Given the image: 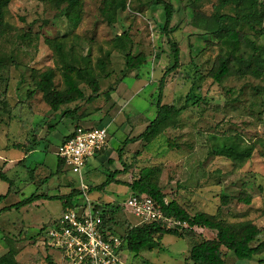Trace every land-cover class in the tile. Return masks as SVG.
Instances as JSON below:
<instances>
[{
    "label": "rangeland",
    "instance_id": "obj_1",
    "mask_svg": "<svg viewBox=\"0 0 264 264\" xmlns=\"http://www.w3.org/2000/svg\"><path fill=\"white\" fill-rule=\"evenodd\" d=\"M164 1L174 9L168 31L163 30V7L154 0H127V9L118 13L111 26L100 13L103 0H82L83 18L77 28L48 2L12 0L5 9L7 31L0 39V173L12 185L0 199V257L13 251L18 264H47L46 256L52 255L54 262L65 264L43 241V232L63 213L60 199L75 190L80 194L72 197V204L78 209L87 203L120 205L131 196L128 184L143 167L161 170L165 202L175 201L190 215L204 212L230 224L251 222L260 229L251 246L264 241V77L233 76L216 84L208 76L216 56L236 54L237 49L224 37L226 23L218 25L210 18L218 0ZM195 1L208 16L209 31L194 27ZM257 11L250 25L243 27L252 35L264 26V0ZM222 12L231 13V6ZM123 32L131 38L130 52L146 56L147 63L138 70H127L124 55L113 50L112 40ZM55 38H63L65 49L71 51L62 62L45 44V39ZM169 40L178 45L180 58L179 67L167 74L173 65ZM258 41L264 44V36ZM106 51H111L110 62L102 73L96 61ZM83 58L90 60L98 97L63 106L54 114L36 89L37 73L52 69L55 86L62 90V64L84 66L79 61ZM80 88L91 95L86 84ZM158 103L186 104L177 126L150 144L140 140L124 144L156 117ZM74 109L76 119L61 118V112ZM101 126L108 128L106 152L90 158L81 174L67 166L56 173L62 138L75 127ZM246 150L251 151L250 157L235 155ZM117 168L120 173L115 180L120 183L94 189ZM8 187L0 180V197ZM117 217L119 225L139 224L123 210H118ZM163 226L178 231L185 227L172 220ZM194 231L205 239L215 237L207 229ZM196 241L167 234L158 248L126 253L122 260L124 264H185ZM225 264H264V252L250 261L236 260L228 252Z\"/></svg>",
    "mask_w": 264,
    "mask_h": 264
},
{
    "label": "trees",
    "instance_id": "obj_2",
    "mask_svg": "<svg viewBox=\"0 0 264 264\" xmlns=\"http://www.w3.org/2000/svg\"><path fill=\"white\" fill-rule=\"evenodd\" d=\"M12 0H0V39L7 31L5 23V9ZM54 5L61 17H63L72 27L77 28L83 18V2L82 0H40ZM156 4L163 7L165 13L164 31H168L171 19L174 13L172 4L164 0H154ZM198 1V0H197ZM260 0H218V5L212 18L218 25L225 22L227 30L224 37L227 41L233 42L237 49L236 54L224 55L219 53L208 73L210 79L216 84H222L230 77L252 76L256 79L264 77V44L258 39L264 36V26L256 30L254 35L243 30L245 25H250L251 20L258 15L257 6ZM194 5V27L209 31L211 24L206 21V15H203L196 1ZM231 6V13H224L222 9ZM127 9V0H103V6L100 10L103 20L108 25H114L119 12ZM264 13L262 14V18ZM171 46L173 56V65L167 70V74L179 67L180 50L178 45L171 40L168 41ZM45 44L52 49L57 55L59 62L69 55L71 51L65 49L63 38L45 39ZM132 45L131 38L127 32L116 35L112 40L113 50L124 55L125 67L127 70H138L147 63L146 56L139 53L134 56L130 52ZM71 54V53H70ZM111 51H106L103 56L96 61V67L100 72H104L106 65L110 62ZM84 63V66H68L62 64L61 76L64 88L57 90L54 78L55 73L52 69L37 73V81L35 82L36 89L42 94L44 102L55 113L60 112L61 107L68 106L78 102H92L99 95V84L94 75L93 69L90 67L89 58L79 60ZM108 76V74H106ZM86 84L91 90V95L86 96L80 88V84ZM164 80L159 82L157 98L160 101L162 97V89ZM30 94V93H29ZM186 109V104L181 107L174 105H162L158 103L156 117L152 119L145 130L136 138L125 140L124 144L131 141L140 140L146 144L152 143L165 130L175 128L178 124V118L182 111ZM73 111L66 110L60 113L61 118L76 119ZM53 114V116H54ZM53 127V125H50ZM102 127V126H101ZM78 128L87 129L84 127H75L74 131L63 138L62 143L71 139ZM228 151V150H227ZM233 149L231 148V153ZM226 151H222V154ZM101 153V152H100ZM99 153V154H100ZM233 154V153H232ZM239 159L250 157L251 151L246 150L243 153L235 154ZM65 164L64 161L57 157V170L60 173ZM123 171V170H122ZM120 173L114 171L109 175V179L105 184L95 186L94 189L102 190L111 182L120 183L115 180V175ZM161 170L158 167H143L139 170L138 176L128 184L131 195L137 197H150L161 209L164 217L167 220H172L182 226L180 231L175 229H166L163 224L165 222H150L138 226L129 225L128 222H123L119 225L117 212L122 211V205H101L95 204V208L103 213V220L107 224L117 225L123 230L121 235V248L127 254L137 255L143 249L152 250L159 247V243L164 235L171 234L177 238L192 237L197 241L192 246L189 256L185 264H225L226 254L231 252L236 260L243 261L252 260L253 257L264 252V241L256 246L251 244L260 234V229L251 222H241L230 224L221 221L217 216L210 215L204 212H196L190 215L175 201L165 202V195L160 187ZM0 180L8 183L9 187L5 195L6 197L11 191V181L2 173ZM79 191L73 190L70 195L61 198L63 212L66 208L76 209L77 206L72 204V197L79 195ZM32 196L27 201L32 200ZM59 197H57L58 199ZM249 203V199L246 200ZM110 205V206H108ZM9 207H6L8 209ZM124 211V210H123ZM55 221V220H54ZM53 221V222H54ZM52 222V223H53ZM51 223V224H52ZM125 226V228H122ZM207 229L215 232L213 239H205L200 234H197L194 229ZM44 229V228H43ZM44 234V232H43ZM17 252L8 251L0 257V264H18L16 261ZM47 264H58L54 262L52 255L45 258Z\"/></svg>",
    "mask_w": 264,
    "mask_h": 264
},
{
    "label": "built area",
    "instance_id": "obj_3",
    "mask_svg": "<svg viewBox=\"0 0 264 264\" xmlns=\"http://www.w3.org/2000/svg\"><path fill=\"white\" fill-rule=\"evenodd\" d=\"M107 144V127L78 128L58 147L56 156L72 172L81 174L88 160L103 152ZM121 205L139 220L138 225L169 221L150 197L131 195ZM120 229L105 223L102 211L87 203L80 209L66 208L46 228L43 241L59 253L65 264H124L126 252L121 248Z\"/></svg>",
    "mask_w": 264,
    "mask_h": 264
},
{
    "label": "crops",
    "instance_id": "obj_4",
    "mask_svg": "<svg viewBox=\"0 0 264 264\" xmlns=\"http://www.w3.org/2000/svg\"><path fill=\"white\" fill-rule=\"evenodd\" d=\"M54 116H55V115H54ZM147 125H148V124H147ZM145 128H146V127H145ZM144 130H145V129H144ZM144 130H143V131H144ZM143 131H142V132H143ZM142 132H140V134H141ZM140 134H138V135H140ZM68 135H69V134H68ZM66 136H67V135H66ZM66 136H64V137H66ZM64 137H63V138H64ZM63 138H62V140H63ZM62 140L60 141V144H59V146L62 144ZM107 147H108V144H107ZM107 147H106V148H105V150H104L103 152H101V153H105V152H106V149H107ZM101 153H100V154H98V155H96V156L98 157L99 155H101ZM96 156H95V157H96ZM87 164H88V162H87ZM87 164H86V165H87ZM119 169H120V168H117V169H115V170H117V171H118Z\"/></svg>",
    "mask_w": 264,
    "mask_h": 264
}]
</instances>
